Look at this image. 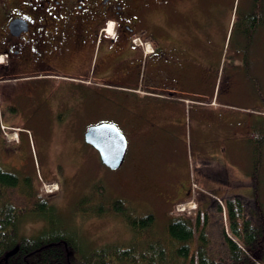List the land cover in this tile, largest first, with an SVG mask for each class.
<instances>
[{
	"label": "rangeland",
	"instance_id": "1",
	"mask_svg": "<svg viewBox=\"0 0 264 264\" xmlns=\"http://www.w3.org/2000/svg\"><path fill=\"white\" fill-rule=\"evenodd\" d=\"M197 9L198 0L193 14L190 13V18L187 16V27H182L192 37L186 44L188 54L184 58L177 55L191 70L211 78L210 88L215 87V100L229 102L230 105L222 107L227 110L220 109L219 113L224 111L228 116L237 114L233 109L238 106L253 108L255 124L264 132V93L261 90L264 77L261 75L260 81L250 80L234 68L236 32L229 18L224 27L217 24V19L210 23L213 29L201 27ZM98 49L99 45L93 65L99 59ZM209 53L210 58L203 63L200 57ZM103 55L101 51L99 60ZM261 58L264 59V49ZM197 60L202 64H197ZM139 75L140 82L147 78L144 73ZM186 76L194 78L191 73ZM115 82L113 84H117ZM21 83L0 86V100L12 105L6 110V119L16 126L14 129H18L20 136L14 146L0 143V163L22 177H30L40 193L47 192L45 184H55L52 182L58 183L61 189L59 197L52 202L55 210L47 211L48 218L28 212L31 202L26 194L13 192L14 202L23 207L19 224L22 235H39L45 228L48 234L76 235L84 252L109 244L131 245L137 234L125 218L109 210L101 213V207L120 200L137 216L153 214L155 225L148 235H152L154 241H164L165 227L176 200L190 197L186 190L189 179L196 182L193 193L197 207L204 204L209 213L207 235L218 240V245L227 224L226 211L219 210L221 200L226 202L238 196L243 199L249 217L257 212L258 206L264 214V155L256 173L254 143L243 136V128L238 124L240 117L229 121V117L212 119V115L205 114L199 106L186 105L180 111L181 116H176L173 127L165 128L164 133L171 141L152 147L147 141L137 145L134 138L132 144L127 136L126 160L119 169L112 170L84 141V133L88 127L105 123L101 122L104 119L124 129L120 121L124 120L123 115L129 122L133 109L140 115L147 113L151 103L148 97L117 86L104 88L103 83L86 85L82 90H72L69 83L55 78L32 80L26 86H20ZM46 89L51 96L44 95ZM64 108L71 109L73 114L60 115L59 109ZM205 117L211 118L209 123ZM116 118L119 120L115 121ZM73 119H78L79 123L61 125L70 124ZM142 131L148 134L149 127L143 126ZM203 160H209V166L202 169ZM223 171L231 174V190L204 191L205 184L211 185L215 178L211 173ZM205 176L211 180H204ZM184 186L186 189L181 190ZM83 199L86 203L81 208L79 203ZM138 244H147V241L141 240Z\"/></svg>",
	"mask_w": 264,
	"mask_h": 264
},
{
	"label": "flooded vegetation",
	"instance_id": "2",
	"mask_svg": "<svg viewBox=\"0 0 264 264\" xmlns=\"http://www.w3.org/2000/svg\"><path fill=\"white\" fill-rule=\"evenodd\" d=\"M195 7L196 0H0V54H5L0 62V86L6 87L11 82H22L19 85L26 86L32 80L55 78L69 83L72 90H82L90 84L99 86L102 74L109 80L103 85L119 87L127 85L125 77L144 73L145 79H149L156 70L153 61L160 57L168 59L172 51L164 46L176 49L190 42L192 37L182 27H187V19ZM196 11L199 12L198 24L205 28L213 29L210 25L213 19L224 27L229 18L236 32L234 68L247 79L260 81L264 77V59L261 58L264 0H198ZM110 24L113 37L106 33ZM137 37L143 43H150L152 52L142 49L134 53L133 66L124 65L123 50L110 53L103 48L105 39L112 43L124 41L125 47L136 46ZM98 45L99 59L101 51L104 55L92 65ZM210 55L200 59L205 63ZM197 62L202 64L201 60ZM173 70V66L165 69ZM130 85L138 88L140 84ZM261 90L264 93V88ZM44 91V95L51 96L50 90ZM145 93L152 95L150 86ZM2 108L8 110L12 105L0 100V110ZM58 112L61 115L74 111L64 108ZM2 121L10 122L6 118ZM70 122L60 124L75 126L79 120ZM186 190L191 196V190Z\"/></svg>",
	"mask_w": 264,
	"mask_h": 264
},
{
	"label": "trees",
	"instance_id": "3",
	"mask_svg": "<svg viewBox=\"0 0 264 264\" xmlns=\"http://www.w3.org/2000/svg\"><path fill=\"white\" fill-rule=\"evenodd\" d=\"M6 110L0 111V143L9 147L15 143L8 141L1 127ZM251 138L257 173L264 155V132L257 127L250 133ZM60 190L59 187L53 192L40 193L30 177H22L0 163V264H264L262 208L258 206L257 212L249 217L241 197L223 202L227 224L219 239L221 245L207 235L210 219L204 204L194 210V214L169 215L164 241H154L153 236L148 235L155 225L153 214L137 216L120 200L101 207V213L109 210L125 218L137 234L131 245L109 244L84 252L76 235L48 234L46 228L39 235H22L19 224L23 207L14 202L13 192L26 194L31 202L28 212L48 218L47 211L55 210L52 202L59 197ZM84 203L83 199L79 206L82 208ZM219 210L222 211L221 205ZM141 240L147 244L137 245ZM16 248L17 253L6 258L7 253Z\"/></svg>",
	"mask_w": 264,
	"mask_h": 264
},
{
	"label": "crops",
	"instance_id": "4",
	"mask_svg": "<svg viewBox=\"0 0 264 264\" xmlns=\"http://www.w3.org/2000/svg\"><path fill=\"white\" fill-rule=\"evenodd\" d=\"M125 44L126 43L124 41H116L112 43L110 39H105V41L103 42V48L106 52L110 53H113L114 51L123 50L124 53L122 56L125 59L124 65H126L127 67L133 66L134 62L132 60V56L134 55V53L142 49H140V47H136L135 45L130 44L125 47ZM164 48L172 50L170 52V55L168 56V59H166L165 57H160L159 59L153 61L152 64L156 66V70L150 76L149 81H146V79L144 80L146 83L149 84L151 91L154 92L151 96L145 95L151 100L150 108L147 110V113L140 115L139 113L135 112V109H133L132 113L129 112V115L131 116L129 122L125 115H123L124 120L120 121L121 126H123L124 129H122L115 123L126 134V136H129L131 138L132 144V138H134L137 145H144L147 141V143L152 147L157 144H165L171 141V138L165 135L164 133L165 128L173 127V123L175 122L176 116H181V112L184 110V106L190 104H193V106H196L197 108L199 106L200 109H203V111L206 112L205 114H211L212 119L214 118V116L216 119L220 120H226L225 118L229 117V121L233 117H240L241 119L239 120L238 124L243 128V136L248 141L253 142V139H250V133L253 134L255 128L257 127L254 120L255 111L253 110V108L238 106L237 108L233 109V111H236L238 113L228 114V116L227 113H225L224 111H221V113H219L220 109H226L222 107L228 106L230 104H228L229 102H219L217 98L215 100V87L210 88L212 84L211 78L208 79L207 77H205V75H202L201 72L198 74L197 72H195V70H191L186 65L184 60H180V56L177 54H181L184 58V49L187 48V45H185L184 47H176V49H172L170 46H164ZM94 53L96 54V51H94ZM186 54H188L187 50ZM197 64L201 63L197 62ZM172 66L175 68V70H173L172 72L165 71L166 67ZM188 73L193 74L194 78L186 76V74ZM141 78L142 77L138 74L132 78L125 77L127 85L124 86L130 87L131 83H140ZM107 79V75L102 74L99 76L98 80L105 82L107 81ZM188 93L196 94V96L198 97L197 99H201L205 103H186L184 101V97H186ZM124 94L127 95L128 93ZM175 94H177V98L175 97ZM230 95L233 94L230 93ZM213 100H215L214 104L212 103ZM239 113H241V115ZM205 119L207 118L205 117ZM210 119L211 118L207 119L208 123L210 122ZM114 120L118 121L119 119L116 118ZM101 122L110 121L104 119ZM146 123L147 125H144ZM8 125L10 124L8 123ZM143 126L149 127L148 134H146L147 132L142 131ZM217 161H219V159L215 160L214 162ZM208 166L209 160H203L201 162L202 169ZM211 174L215 177L214 180H211L207 176L203 177L204 180L212 181L211 185L205 184L206 188H204V191L209 192L215 190L216 188L221 190L222 192H229L231 190V174L229 171H223L221 174L220 172H214ZM167 178L166 180L168 181ZM192 182L193 180L189 179L187 183L188 188L192 187ZM183 189L184 188H181V190Z\"/></svg>",
	"mask_w": 264,
	"mask_h": 264
},
{
	"label": "water",
	"instance_id": "5",
	"mask_svg": "<svg viewBox=\"0 0 264 264\" xmlns=\"http://www.w3.org/2000/svg\"><path fill=\"white\" fill-rule=\"evenodd\" d=\"M85 142L94 147L102 163L112 169H119L126 158L128 141L120 128L112 123L91 126L85 133ZM18 248L7 253L6 258L15 255Z\"/></svg>",
	"mask_w": 264,
	"mask_h": 264
},
{
	"label": "built area",
	"instance_id": "6",
	"mask_svg": "<svg viewBox=\"0 0 264 264\" xmlns=\"http://www.w3.org/2000/svg\"><path fill=\"white\" fill-rule=\"evenodd\" d=\"M136 43L139 44V43H141V42L136 40ZM183 208H184V207H181V206L179 207L180 210L183 209Z\"/></svg>",
	"mask_w": 264,
	"mask_h": 264
}]
</instances>
